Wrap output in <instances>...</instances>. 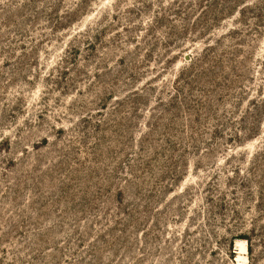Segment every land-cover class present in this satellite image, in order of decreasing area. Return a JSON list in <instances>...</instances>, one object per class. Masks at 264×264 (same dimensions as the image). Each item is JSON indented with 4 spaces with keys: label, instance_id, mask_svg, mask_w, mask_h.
<instances>
[{
    "label": "rangeland",
    "instance_id": "374dc122",
    "mask_svg": "<svg viewBox=\"0 0 264 264\" xmlns=\"http://www.w3.org/2000/svg\"><path fill=\"white\" fill-rule=\"evenodd\" d=\"M0 264H264V0H0Z\"/></svg>",
    "mask_w": 264,
    "mask_h": 264
}]
</instances>
